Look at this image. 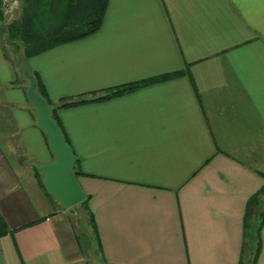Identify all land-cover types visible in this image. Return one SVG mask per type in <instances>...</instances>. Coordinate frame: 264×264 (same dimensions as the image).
<instances>
[{
  "label": "crops",
  "instance_id": "0c3cea01",
  "mask_svg": "<svg viewBox=\"0 0 264 264\" xmlns=\"http://www.w3.org/2000/svg\"><path fill=\"white\" fill-rule=\"evenodd\" d=\"M23 64L52 104L156 80L56 110L93 227L46 192L55 156L0 46V264H264V223L244 227L264 185V0H108L95 33Z\"/></svg>",
  "mask_w": 264,
  "mask_h": 264
},
{
  "label": "trees",
  "instance_id": "16d2710c",
  "mask_svg": "<svg viewBox=\"0 0 264 264\" xmlns=\"http://www.w3.org/2000/svg\"><path fill=\"white\" fill-rule=\"evenodd\" d=\"M18 11L16 16L7 19L4 16L2 0H0V46L4 56L9 57L7 49L2 42L11 44L16 53V64L25 68L23 61L29 57L39 54L56 45L73 41L92 33H95L102 24L103 17L107 8L108 0H17ZM1 36L3 38H1ZM15 62V61H13ZM37 80L38 92L47 99L48 105L51 107V116L59 124L56 116L58 108L69 107L88 101H96L113 96L121 95L129 91L135 90L146 83L153 82L156 79L147 81L134 82L127 85H122L103 95H99L90 99L78 100H59L56 104H52L48 98L45 88L39 76L34 73ZM168 75H162L164 79ZM61 127V126H60ZM62 129V128H61ZM63 131V130H62ZM64 133V132H63ZM65 141L68 140L64 134ZM74 176L80 173L75 161L73 165ZM46 190V189H45ZM50 194L48 191H46ZM264 198V185L247 201L244 214V227L250 225L252 218L259 217V228L264 223V208H261V202ZM80 208L86 213L91 225H94V217L88 206V196L79 203ZM3 226V221L0 217V228ZM257 231V233H258ZM96 234V233H95ZM259 245V239H258ZM255 249V256L258 254L259 246Z\"/></svg>",
  "mask_w": 264,
  "mask_h": 264
},
{
  "label": "water",
  "instance_id": "95a60500",
  "mask_svg": "<svg viewBox=\"0 0 264 264\" xmlns=\"http://www.w3.org/2000/svg\"><path fill=\"white\" fill-rule=\"evenodd\" d=\"M23 74L28 80L26 96L36 108L38 126L47 134L49 150L55 156L53 162L41 165L45 188L64 208H71L86 196L73 173L75 155L61 127L51 116L47 99L38 92L34 74L28 69H24Z\"/></svg>",
  "mask_w": 264,
  "mask_h": 264
},
{
  "label": "rangeland",
  "instance_id": "374dc122",
  "mask_svg": "<svg viewBox=\"0 0 264 264\" xmlns=\"http://www.w3.org/2000/svg\"><path fill=\"white\" fill-rule=\"evenodd\" d=\"M15 7H14V11L16 10V12H15V16H16V14H17V11H18V1L16 0V2H15V5H14ZM13 15V16H14ZM1 38H3L2 36H1ZM2 44H3V46L7 49V51H8V54H9V57H11V60H13V61H15V63H16V61L17 60H15L16 59V53L14 52V50H13V48H12V46H11V44L10 43H8V42H4V40H3V42H2ZM18 77H20V78H24L25 76H24V74L22 75V72L21 71H19L18 72ZM26 78V77H25ZM24 78V79H25ZM28 86V85H27ZM264 199V198H263ZM78 205V204H77ZM261 208H264V202L262 203V205H261ZM72 209H78V207H76V205L75 206H73L72 207ZM77 216V215H76ZM86 236L88 237V240L90 241V245H91V248H93V249H96V244H97V242H96V239H95V237H94V235H93V232L91 231V233L89 232H86Z\"/></svg>",
  "mask_w": 264,
  "mask_h": 264
},
{
  "label": "built area",
  "instance_id": "2783aa9c",
  "mask_svg": "<svg viewBox=\"0 0 264 264\" xmlns=\"http://www.w3.org/2000/svg\"><path fill=\"white\" fill-rule=\"evenodd\" d=\"M15 2L16 0H2L4 16L7 19H11L14 14Z\"/></svg>",
  "mask_w": 264,
  "mask_h": 264
}]
</instances>
